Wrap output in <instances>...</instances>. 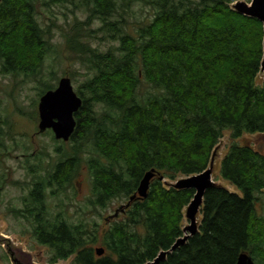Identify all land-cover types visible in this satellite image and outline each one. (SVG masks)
<instances>
[{
    "label": "trees",
    "instance_id": "obj_1",
    "mask_svg": "<svg viewBox=\"0 0 264 264\" xmlns=\"http://www.w3.org/2000/svg\"><path fill=\"white\" fill-rule=\"evenodd\" d=\"M238 1L0 0L3 74L37 76L53 52L51 31L37 20L38 4H71L86 13L65 35L88 72L75 90L83 105L70 151L46 132L60 143L58 161L46 175L36 174L18 213L50 250V263L147 264L170 251L159 264H237L243 253L264 264V150L237 142L264 135V32L257 19L232 9ZM140 2L150 5L152 18L131 33L127 16ZM98 33L118 45L94 47L90 40ZM57 86L44 83L39 98ZM225 132L232 142L220 176L242 195L216 184L209 188L198 232L171 251L185 235V212L195 196L172 182L207 170ZM84 153L90 204L106 209L115 200L125 202L104 219H113L106 227L50 212L47 190L56 196L73 185ZM150 171L155 175L147 197L130 202ZM4 187L0 174V196ZM97 248L104 249L101 257Z\"/></svg>",
    "mask_w": 264,
    "mask_h": 264
},
{
    "label": "rangeland",
    "instance_id": "obj_2",
    "mask_svg": "<svg viewBox=\"0 0 264 264\" xmlns=\"http://www.w3.org/2000/svg\"><path fill=\"white\" fill-rule=\"evenodd\" d=\"M36 10L37 20L43 28L51 31L53 45V52L46 55L40 73L37 76H26L24 73L3 74L0 63V128L3 132L0 174L5 181L4 190L0 196V264H13L8 255L9 251H12L24 263L52 264L49 261L50 250L36 241L32 235L30 223L18 215L24 208L23 199L28 195L36 174L46 175L50 165L57 162L59 158L56 146L60 144L57 142L60 140L54 141L49 133H39L38 130L39 117L36 119V114L40 100L39 93L44 83L57 84L61 78L65 77L63 75L68 74L74 75L71 81L76 90L78 85L85 81L88 73L69 51L65 40V35L70 33L75 18L84 19L86 13L71 4L50 7L38 4ZM152 14L150 5L142 2L135 4L132 13L127 16L128 31L134 33L142 22L152 18ZM99 27L98 22L93 25L94 29ZM96 36L90 40V43L101 51L112 45H118L117 42L103 40L102 33ZM56 78L58 81L55 80ZM262 81H264V74L260 76L259 83ZM144 90H146L145 87ZM231 142L230 132H225L211 160L212 180L216 185L242 195L241 191L220 176L221 161ZM237 142L239 145H250L257 150H264V135H244ZM62 149V151H70L68 142ZM81 158L79 172L73 185H64L56 196H52L51 191L47 190L50 212L55 214L61 211L71 221L76 222L80 219L96 221L101 227H106L113 219L108 221L104 219L114 215V212L125 202L115 200L106 209L92 206L90 204L92 177L86 164L89 154L84 153ZM180 179L182 178H178L172 184ZM201 217L200 211L197 215V225ZM187 226L189 221L185 217L183 228ZM70 261H59L55 264H70Z\"/></svg>",
    "mask_w": 264,
    "mask_h": 264
},
{
    "label": "water",
    "instance_id": "obj_3",
    "mask_svg": "<svg viewBox=\"0 0 264 264\" xmlns=\"http://www.w3.org/2000/svg\"><path fill=\"white\" fill-rule=\"evenodd\" d=\"M232 9L242 16L257 19L263 26L264 32V0H251L250 3L245 1L236 2ZM264 74V38H263V59L261 64L260 76ZM83 101L76 93L72 81L69 77H63L59 80L58 86L54 90L47 91L40 97L38 104L39 114V133L48 130L52 131L56 140L68 142L75 133L77 121L75 115L81 109ZM212 164L203 173L178 180L173 187L176 189H193L195 196L186 209L185 217L189 221V226L184 228L185 235L178 239L173 245L171 251L183 245L189 236L198 232L197 215L201 211L203 199L206 191L215 183L212 180ZM155 172H148L142 179L137 193L130 197V202L135 199H144L148 195L151 179ZM170 251H162L158 257L147 264H159L165 259ZM97 256L104 254V249L97 248ZM9 257L13 264H31L20 261L12 251H9ZM237 264H254L252 258L243 253L240 255Z\"/></svg>",
    "mask_w": 264,
    "mask_h": 264
}]
</instances>
